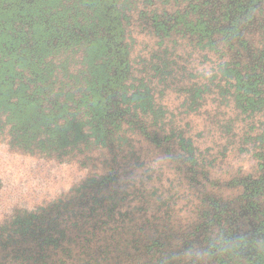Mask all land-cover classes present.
Here are the masks:
<instances>
[{"label": "rangeland", "instance_id": "obj_1", "mask_svg": "<svg viewBox=\"0 0 264 264\" xmlns=\"http://www.w3.org/2000/svg\"><path fill=\"white\" fill-rule=\"evenodd\" d=\"M216 2L0 0V264H264V105L226 103Z\"/></svg>", "mask_w": 264, "mask_h": 264}, {"label": "crops", "instance_id": "obj_2", "mask_svg": "<svg viewBox=\"0 0 264 264\" xmlns=\"http://www.w3.org/2000/svg\"><path fill=\"white\" fill-rule=\"evenodd\" d=\"M216 3L217 7L214 4L203 15L204 29L207 34L220 38V47L230 52L237 50V60L222 67L221 78L226 84L229 108L237 118H250L264 105V26L259 22L263 21L264 14L232 11L230 5L238 3L232 0Z\"/></svg>", "mask_w": 264, "mask_h": 264}, {"label": "trees", "instance_id": "obj_3", "mask_svg": "<svg viewBox=\"0 0 264 264\" xmlns=\"http://www.w3.org/2000/svg\"><path fill=\"white\" fill-rule=\"evenodd\" d=\"M33 32H34V37H33L32 43L34 47L35 48H39L40 46L42 47L43 44L41 43V41L46 39V37L43 36L44 34H42L39 31V28L37 29V26H34Z\"/></svg>", "mask_w": 264, "mask_h": 264}, {"label": "flooded vegetation", "instance_id": "obj_4", "mask_svg": "<svg viewBox=\"0 0 264 264\" xmlns=\"http://www.w3.org/2000/svg\"><path fill=\"white\" fill-rule=\"evenodd\" d=\"M259 184L264 185V180H258V181L255 183V187H254V188H257L256 186L259 185Z\"/></svg>", "mask_w": 264, "mask_h": 264}]
</instances>
